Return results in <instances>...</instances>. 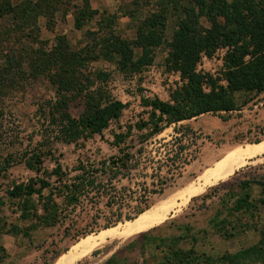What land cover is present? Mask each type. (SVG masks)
Masks as SVG:
<instances>
[{
	"label": "trees",
	"instance_id": "obj_1",
	"mask_svg": "<svg viewBox=\"0 0 264 264\" xmlns=\"http://www.w3.org/2000/svg\"><path fill=\"white\" fill-rule=\"evenodd\" d=\"M71 2L22 0L15 4L13 0H0V97L42 77L55 91L52 98L39 105L41 141L25 159L27 168L36 175L28 183L16 185L9 191L13 199L23 200L21 218L32 221L30 229L34 230L67 222L76 227L79 211L93 212L92 226L107 230L124 219H137L151 208V196L165 192L167 181L162 179L159 189L146 188L144 194L115 185L114 180L125 174L123 170L127 168L129 155L99 165L79 161L69 171L58 159H53L55 167L44 168V158L52 155L51 145L76 144L82 139L102 135L113 121L120 120L127 108V104L116 99L107 88L112 76L110 71L93 70V63L112 64L119 73L132 78L142 75L154 64L157 49L165 48L166 65L180 74L182 83L170 92L168 101L142 97L143 106L150 108L147 121L136 125L139 132L147 130L144 139L159 136L174 125L203 115H219L224 119L222 114L239 111L249 103L247 99L240 103L238 95L264 94V0H133L134 9L123 16L135 18L137 10L152 9L138 20L133 39H125L113 29L118 16L100 14L93 10L90 0H83L82 6H74L76 28L82 30L97 20L95 27L85 32V46L74 48L62 35L55 37L53 45L49 40H40L41 20H45L47 29L54 32L52 27L57 17L65 16L63 9L71 6ZM173 15L176 28L168 38L169 18ZM222 49L225 50L223 67L217 75L199 70L204 56L212 58ZM77 102L83 106L78 117L71 112L72 105ZM131 132L132 127L126 134L116 135V144L124 143ZM8 166L10 161L6 160L0 174ZM72 173L75 175L71 176ZM252 184L264 187V179L252 178L243 181L240 187L247 190ZM36 198L38 202L35 203ZM129 198L132 201L136 198L134 207H130ZM237 205L247 211L257 210L264 206V196L254 202L241 199ZM126 207L131 208L126 216L118 213L119 218L114 221L104 217L106 208L113 213L122 212ZM216 217L219 219L220 214ZM102 218L107 221L105 225L100 224ZM6 228L0 224V231ZM214 228L229 237L235 234L237 225H230L223 219L216 221ZM153 230L141 233L103 264H141L126 253L142 247L161 252L156 264L264 262V243L215 260L199 254L194 248H182L183 237H153ZM9 231L22 232L17 225H12ZM76 231V240L92 233L80 228ZM70 235L71 230H68L67 236ZM7 256L6 250L1 248L0 263Z\"/></svg>",
	"mask_w": 264,
	"mask_h": 264
},
{
	"label": "rangeland",
	"instance_id": "obj_2",
	"mask_svg": "<svg viewBox=\"0 0 264 264\" xmlns=\"http://www.w3.org/2000/svg\"><path fill=\"white\" fill-rule=\"evenodd\" d=\"M20 1L22 0H13L15 4ZM132 1L90 0L93 10L100 14L105 12L111 16H118L113 29L125 39L135 37L138 20L146 17L152 10L151 7L137 10L135 18L123 16V13L134 9ZM82 4L83 0H72L71 6L64 7L67 15L60 14L57 17V22L52 27L54 32L47 29L46 21L42 19L40 40H49L53 45L55 37L62 35L74 48L85 46L87 44L85 32L95 27L97 20L82 30L76 28L74 6L79 7ZM175 23L176 17L173 15L169 18L168 38L172 37L175 31ZM224 55L225 50L222 49L212 58L204 56L199 70L217 75L223 67ZM167 56L165 48L157 49L154 64L146 68L142 75L132 78L119 73L112 64L93 63L91 65L93 70L110 71L112 76L107 88L116 99L127 104V108L120 120L113 121L102 135L82 139L76 144L51 145L52 155L44 158L46 159L44 168L53 169L55 167L53 159H58L64 169L69 171L76 167L79 161L99 165L103 161L125 159V155H129L127 168L123 170L125 174L114 180L115 185L119 189H132L144 194L146 188L159 189L161 179L167 181L165 192L150 198L151 208L148 211L152 213L160 211L163 203L174 200L171 204L172 212L170 211L160 225L152 228L153 237H183L180 242L182 248L186 250L194 248L199 254L215 260L225 254H237L251 246L264 243V206L247 211L237 205L241 199L254 202L264 196V187L258 184H252L247 190L240 187L243 181L252 178L264 179V155L252 159L245 158L247 162L225 181L206 185L200 180L203 172L212 169L211 166L215 162L233 150L264 141V94L238 95L240 103L245 99L249 100V103L239 111L222 114L226 120L219 115H203L174 125L159 136L144 139L143 135L147 134V130L139 132L136 128L137 123L147 121L150 112V108L143 106L142 97L168 101L170 92L182 83L180 74L166 65ZM54 93L50 82L42 77L38 80L33 79L23 88L6 92L0 97V170L5 167L6 160L10 161V166L0 174V224L7 227L0 231V249L4 248L8 255L0 264H54L79 242L90 236L97 237L105 231L92 226L93 212L82 211H79L80 216L77 217L79 224L76 227L67 222L53 228L30 229L32 221L21 218L23 200H15L9 195L14 186L28 183L36 175L27 168L25 159L31 156V152L41 141L38 135L42 123L38 112L39 105L52 98ZM82 111L83 106L79 102L72 105L71 112L74 116L78 117ZM130 127L131 134L124 143L117 145L115 136L126 134ZM193 183L198 185L197 188L202 187V190L189 197L186 192ZM181 190L184 193H181ZM135 199L133 201L132 198L128 199L131 201L130 207L137 204ZM130 209L126 207L122 212L111 213L106 208L104 217L114 221L119 218L118 213L126 216ZM217 214H220L219 219L216 217ZM223 219L229 221L230 225H237L234 235L227 237L216 231L214 224ZM128 222L130 221L124 219L110 229L117 228L118 231H123ZM106 223L105 218L100 220L101 225ZM12 225H17L22 232H10ZM77 228L92 233L76 240L75 235L79 230L76 231ZM27 230H30L28 236ZM68 230H71L70 236H67ZM140 234L132 237L108 236L105 239L107 241L78 264H103ZM126 255L141 264H156L157 258L162 254L152 248L146 250L142 247L128 251Z\"/></svg>",
	"mask_w": 264,
	"mask_h": 264
},
{
	"label": "bare ground",
	"instance_id": "obj_3",
	"mask_svg": "<svg viewBox=\"0 0 264 264\" xmlns=\"http://www.w3.org/2000/svg\"><path fill=\"white\" fill-rule=\"evenodd\" d=\"M263 155L264 141L260 143L248 144L245 147H240L227 154L226 157L215 162L211 166L212 169H208L200 175V180L204 181L206 185L217 184L220 181H225L229 179V177L232 176L239 167L247 162V159L245 158L252 159ZM197 186V184L193 183L192 186L189 187L188 191L186 192L188 193L189 197L202 190V187L197 188ZM182 192L183 191L181 190V193ZM172 202L174 203V200L163 203L161 210H157L158 212L152 213L151 211H147L132 222H128L127 227H125L123 231H118L117 228L108 229L104 232H101L97 237L90 236L84 239L73 246L69 252L61 256L54 264H78L79 261L88 257V255H90V253H92L94 249L99 247L104 241H107L105 239L108 236L132 237L146 232L157 225H160L167 218V215L170 213L171 209H173V206L171 205Z\"/></svg>",
	"mask_w": 264,
	"mask_h": 264
}]
</instances>
